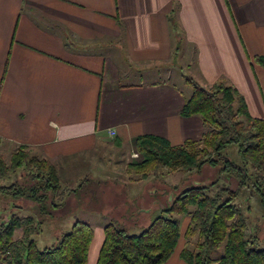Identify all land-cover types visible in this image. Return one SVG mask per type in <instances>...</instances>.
<instances>
[{"label": "crops", "instance_id": "crops-1", "mask_svg": "<svg viewBox=\"0 0 264 264\" xmlns=\"http://www.w3.org/2000/svg\"><path fill=\"white\" fill-rule=\"evenodd\" d=\"M256 56H264V0H0V144L48 159L64 187L43 232L89 225L87 264H97L106 226L129 218L128 232L145 229L135 228L158 214L150 198L157 189L129 175L94 179L93 164L104 165L106 149L107 163L116 155L128 162L140 136L178 146L207 131L200 116L181 115L191 93L159 81L161 66L191 70L182 74L186 85L185 77L204 87L227 81L250 115L264 119ZM254 204L250 215L264 217ZM182 223L164 264H187L190 218Z\"/></svg>", "mask_w": 264, "mask_h": 264}, {"label": "trees", "instance_id": "trees-1", "mask_svg": "<svg viewBox=\"0 0 264 264\" xmlns=\"http://www.w3.org/2000/svg\"><path fill=\"white\" fill-rule=\"evenodd\" d=\"M254 61L264 68V56ZM185 81L192 92L181 115L200 116L207 131L201 139L178 146L165 138L140 136L136 146L142 161L129 164L127 174L146 180L164 169L194 172L198 179L170 199L167 192L157 190L150 198L158 214L140 233L114 223L106 226L97 264L166 263L181 239L178 216L190 218L181 254L187 264H264V245L255 232L259 227L254 230L252 207L243 204L256 199L264 209V119L251 116L245 98L225 80L207 87L188 77ZM22 170L25 181H10ZM63 189L57 168L48 159L31 155L27 146H18L9 162L0 155V202L11 199L39 206V218L11 213L6 219L0 213V264H87L94 237L87 224L76 222L57 244L38 246L43 217ZM17 230L22 232L19 239ZM219 249L222 253L215 258Z\"/></svg>", "mask_w": 264, "mask_h": 264}, {"label": "rangeland", "instance_id": "rangeland-1", "mask_svg": "<svg viewBox=\"0 0 264 264\" xmlns=\"http://www.w3.org/2000/svg\"><path fill=\"white\" fill-rule=\"evenodd\" d=\"M169 69H170V73H169V75H167L165 72H167V70H169ZM172 69L170 67L162 68V66H161L160 67L159 81L167 80V81H169L170 84L175 85V87H177L183 91L188 90L191 93L192 91H191L190 86L185 84L184 79L182 77L183 76L182 74H185L188 77H192L191 76V70L187 69L186 67H182V69L180 71L178 68H172ZM227 151L231 154L232 157L235 156L233 149H230ZM13 152H14V149H12L11 146H8L5 144H3V145L0 144V155L3 156V158L6 160V162H9V159H10ZM107 152H110L109 149H106L104 151V155H103L104 165L103 166H101L100 163L93 164V166H92V175L93 176H91V177H93L94 179L100 178V176L103 177V176H105L104 174H107V173H110V176H112V177L127 176L128 175L127 174L128 165L132 164V163H134V164L140 163L142 161V158H143L142 156H139L138 158L130 157L128 162L127 161L123 162L120 159L116 158V157H118L116 155L114 159L118 162L115 163L114 161H112L109 164V163H107V160L109 158L108 154H106ZM31 155H35V154L31 153ZM195 174L196 173H194V172L193 173H187V172H185V173L184 172L183 173H168L164 169H159V170H157V172L151 174L149 176V178H147L146 180H141V179L139 180L140 176H135V175L133 176L132 175L131 177L134 179H137L138 181H147L146 183H144L145 184L144 190H146V191H148V189H155V190L157 189V190H159L160 193L167 192V195H172L176 192H179L181 189H184V188L192 185L194 183V181H196L198 179V177ZM208 174L210 175V173H208ZM25 178H27L26 173L22 170V171H19V173H17L16 175H12L10 181H14L17 179L20 182H23V181H25ZM10 181H6L5 183H9ZM69 192L70 191L68 190V191H66L65 194H68ZM15 201L16 200H11V199L1 200V202H0V213L4 214L6 216V219L10 217L11 213H16V214H19L21 216H26V215L27 216H35V217L39 218V216L37 214L38 210H39L38 204H36L34 202H30V201H25V203L24 202H15ZM256 201H257L256 199L253 200L252 202L246 200V203H245V201L243 202L244 207L250 206V207L255 209L256 207L254 206L255 205L254 203ZM149 202L150 201H144L143 204H145V205L147 204V206H149ZM12 203L17 204L21 208L13 209L12 207L14 204L12 205ZM258 204H259V202H258ZM259 205H261V204H259ZM260 208L262 209V206ZM153 212H155V210H153ZM258 215H254V216L251 215L252 225L254 228L255 227L257 228V226L262 228V231L258 235L260 237V242L264 245V217L260 218V217H258ZM178 218H180V228H181L183 225V223H182L183 220L184 219L188 220V216H180V217L178 216ZM150 219H149V217H145V218L142 217L140 219V227H138V228L136 227L135 229H141V228H143V225H146V224L148 225L150 223V221H149ZM42 220H43V218H42ZM44 220H45V218H44ZM60 220H63V219H60ZM124 221L126 224L127 222H130L131 220H124ZM257 223H259V224H257ZM125 224L122 223L121 225H118V226H122L124 228L127 227L130 229V226H127V224L126 225ZM48 230H50V229H48ZM66 231H67V229H66ZM66 231H62L59 235H56V234L49 233L48 231L43 232V228H42L39 236L37 237V242H38L39 248L44 249L46 247H50L52 242L54 243V245L57 244L59 242L60 238L62 237V235L65 234L63 232H66ZM21 234L19 233V230H17V232H15V239H19L21 237ZM57 236H58V239H57ZM188 248L193 249V244L188 245ZM221 253H222V249H219L218 251L215 252L214 257L218 258Z\"/></svg>", "mask_w": 264, "mask_h": 264}, {"label": "built area", "instance_id": "built-area-1", "mask_svg": "<svg viewBox=\"0 0 264 264\" xmlns=\"http://www.w3.org/2000/svg\"><path fill=\"white\" fill-rule=\"evenodd\" d=\"M115 134V131H110V135H114ZM134 158H138L139 157V154L138 153H133L132 155Z\"/></svg>", "mask_w": 264, "mask_h": 264}]
</instances>
